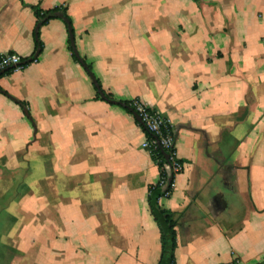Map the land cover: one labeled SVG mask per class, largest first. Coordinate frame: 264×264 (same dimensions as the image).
Returning <instances> with one entry per match:
<instances>
[{"label":"crops","instance_id":"crops-1","mask_svg":"<svg viewBox=\"0 0 264 264\" xmlns=\"http://www.w3.org/2000/svg\"><path fill=\"white\" fill-rule=\"evenodd\" d=\"M0 53L35 59L0 77V264H159L158 170L109 101L175 134L173 264L264 262V0H0Z\"/></svg>","mask_w":264,"mask_h":264},{"label":"built area","instance_id":"built-area-1","mask_svg":"<svg viewBox=\"0 0 264 264\" xmlns=\"http://www.w3.org/2000/svg\"><path fill=\"white\" fill-rule=\"evenodd\" d=\"M34 62L35 59H25L15 53H0V77L22 71ZM132 105L134 113L141 120V127L151 136L147 137L143 147L151 158L157 151L161 153V158L153 161L158 170V182L151 191L160 193L157 199L167 198L171 194L174 179L183 172V164L175 149V134L161 115L139 103Z\"/></svg>","mask_w":264,"mask_h":264},{"label":"trees","instance_id":"trees-1","mask_svg":"<svg viewBox=\"0 0 264 264\" xmlns=\"http://www.w3.org/2000/svg\"><path fill=\"white\" fill-rule=\"evenodd\" d=\"M31 9H32L34 17L36 19L33 37H34L35 48H37V49L42 48V44L39 40L40 29L43 26L47 25V23L49 21L60 20V21L65 22L67 27H69L70 22H69V18L67 16L66 8H64V7L54 8V9L48 10L46 12H42L38 7H32ZM73 59L77 62V60L74 56H73ZM97 97H98V94H97ZM106 98L110 99V96H106ZM125 105L128 108L132 109V111L134 112V108H133L132 103H125ZM127 112H129V111L127 110ZM143 131H144L146 137H151L150 134H148L144 129H143ZM158 158H161V153L157 151L156 155L154 157H152V160L155 161ZM158 196H160V193L158 191L152 192L150 190L148 201H149V204L151 205L152 214L154 216L155 221L157 222V224L159 226V230H160V234H161L162 255H161V260H160L159 264H162L165 253H166V249H167V240H166V234H165V229L163 228V224H164L165 228L167 229L169 236H170V239H171L172 248H171V256H170L169 264H173V251H174L175 246H176L175 245V234H174V230H173V224L170 220L169 214L164 213L162 211H158L156 209L154 204H155V201L157 200ZM261 264H264V262Z\"/></svg>","mask_w":264,"mask_h":264},{"label":"water","instance_id":"water-1","mask_svg":"<svg viewBox=\"0 0 264 264\" xmlns=\"http://www.w3.org/2000/svg\"><path fill=\"white\" fill-rule=\"evenodd\" d=\"M69 29V41H70V46L72 48V51H73V54L75 56V58L79 61V63L85 68V71L87 72V74L89 75V77L91 78L92 80V83L93 85L95 86V88L97 89V92L98 94L105 100V101H108L107 98L104 96V94L102 93V91L100 90V87L97 83V81L95 80V78L93 77V75L91 74L90 70L82 63V61L79 59L76 51H75V46H74V41H73V35H72V32H71V29L70 27H68ZM110 103L112 104H115V105H118L126 110H128L132 115L133 117L135 118V120L137 121V123L142 126V123H141V120L140 118L137 116V114H135L132 109L128 108L124 103H120V102H113V101H109ZM163 224V223H162ZM163 228L165 229V234H166V240H167V249H166V253H165V256H164V259H163V262L162 264H169V261H170V256H171V239H170V236H169V233L167 231V229L165 228L164 224H163Z\"/></svg>","mask_w":264,"mask_h":264}]
</instances>
